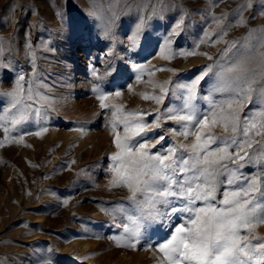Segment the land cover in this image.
<instances>
[{
	"label": "rangeland",
	"instance_id": "obj_1",
	"mask_svg": "<svg viewBox=\"0 0 264 264\" xmlns=\"http://www.w3.org/2000/svg\"><path fill=\"white\" fill-rule=\"evenodd\" d=\"M262 30L264 0H0V264L164 262L159 246L184 214L142 220L139 243L125 246L136 241L123 225L140 212L126 187L110 185L118 151L113 123L121 137L119 120L153 126L144 139L155 144L165 137L153 153L194 143L195 135H179L185 130L231 135L219 124L195 127L168 115L184 114L191 103L211 124L212 102L229 98L213 91L226 42L243 43L250 32L259 36ZM209 66L212 71L188 101L187 86ZM21 75L23 88L32 89L22 94L21 108L30 106L29 116L13 126L15 110L4 111L10 98L3 94ZM93 85L107 95L108 108L100 107ZM153 96H162V102ZM242 104L241 118L258 107L255 98ZM37 108L41 117L33 112ZM158 117L161 126L155 128ZM260 155L256 149L240 172L264 170ZM255 233L264 237V224Z\"/></svg>",
	"mask_w": 264,
	"mask_h": 264
},
{
	"label": "snow or ice",
	"instance_id": "obj_2",
	"mask_svg": "<svg viewBox=\"0 0 264 264\" xmlns=\"http://www.w3.org/2000/svg\"><path fill=\"white\" fill-rule=\"evenodd\" d=\"M222 19L216 18L215 22L220 24ZM182 23L181 20L177 24L173 35ZM142 28L143 22L137 25V32ZM109 29L110 22L105 25L106 37ZM210 71L211 66L187 86L188 101L193 99V90ZM214 75L217 82L213 91L228 93L229 98L221 103L212 102L211 124L208 114L199 116L191 103L185 104L184 114H171L170 110L168 119L204 128L219 124L224 133L231 135L195 134L185 130L179 135L185 139L195 135L194 143L162 147L153 153L151 148L165 139L161 135L155 144L144 139L153 126L141 119L119 120L124 132L121 137L113 123L118 151L112 156L115 164L110 185L126 187L129 200L140 212L137 217L129 215V223L123 225L130 240L136 241L125 246L135 248L139 243L142 220L171 218V214L183 213L182 222L175 227L171 238L159 246L166 264H264V237L255 233L256 227L264 224V170L251 175L240 172L252 160L256 149L261 151L258 159L264 161V30L259 36L250 32L243 43L226 42L223 60ZM24 79L21 75L16 87L3 94L10 98V107L4 111L11 114L15 110L10 120L13 126L27 122L29 116L30 106L21 108L22 94L32 92L31 87L25 90L21 85ZM92 91L97 93L100 107L108 108L107 95L96 85ZM115 95L121 93L117 91ZM254 98L257 110L241 118L242 102L251 104ZM151 99L161 103L163 97ZM118 111L112 113L114 121ZM33 112L41 117L40 109ZM160 126L158 117L154 127ZM258 136L262 138L256 140ZM217 141L223 147H211ZM42 264H53V261L44 259Z\"/></svg>",
	"mask_w": 264,
	"mask_h": 264
}]
</instances>
